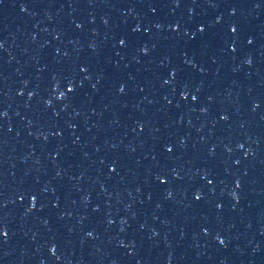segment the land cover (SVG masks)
Returning a JSON list of instances; mask_svg holds the SVG:
<instances>
[{
	"label": "water",
	"instance_id": "95a60500",
	"mask_svg": "<svg viewBox=\"0 0 264 264\" xmlns=\"http://www.w3.org/2000/svg\"><path fill=\"white\" fill-rule=\"evenodd\" d=\"M225 264H264V0H152Z\"/></svg>",
	"mask_w": 264,
	"mask_h": 264
}]
</instances>
